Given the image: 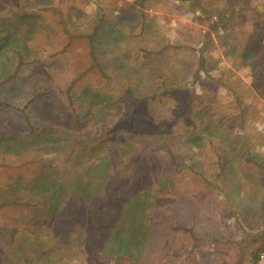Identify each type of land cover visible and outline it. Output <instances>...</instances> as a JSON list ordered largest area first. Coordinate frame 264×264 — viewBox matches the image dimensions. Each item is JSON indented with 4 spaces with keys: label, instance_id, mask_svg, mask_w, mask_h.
Returning a JSON list of instances; mask_svg holds the SVG:
<instances>
[{
    "label": "rangeland",
    "instance_id": "rangeland-1",
    "mask_svg": "<svg viewBox=\"0 0 264 264\" xmlns=\"http://www.w3.org/2000/svg\"><path fill=\"white\" fill-rule=\"evenodd\" d=\"M262 248L264 0H0V264Z\"/></svg>",
    "mask_w": 264,
    "mask_h": 264
},
{
    "label": "trees",
    "instance_id": "trees-1",
    "mask_svg": "<svg viewBox=\"0 0 264 264\" xmlns=\"http://www.w3.org/2000/svg\"><path fill=\"white\" fill-rule=\"evenodd\" d=\"M80 94H81V95H80L81 98L84 97V98L86 99V98H88L90 92H89V90H83ZM92 95H93V94H92ZM97 96H98L97 94L94 95V96L92 97V98H93L92 101H95V102H96V98H97ZM36 98H37V97L35 96V97L32 98L31 100L36 99ZM73 113H74L75 117H77L76 120H77V121H81L82 119H84L85 114L88 113V112L85 111V113H84V114H81V115H80V111H76V112L73 111ZM46 114H47V113H46ZM42 117H44V114L41 115V118H42ZM116 124H117V123H116ZM116 124H115V125H116ZM51 125H53V124H50L49 126H51ZM49 126H48V130L50 129ZM46 133H48V132H45L44 134H43V133H42V134H37V135H38V136H43V135H45ZM46 135H47V134H46ZM34 138L37 139L36 136H35ZM143 193H145V192H143ZM84 198H85L86 200H88L86 194H84ZM82 199H83V198H82ZM96 235L98 236V234H96ZM253 255H254V256H253V258H254V263H253V264H258V262H257V259H258V253H257V252H254Z\"/></svg>",
    "mask_w": 264,
    "mask_h": 264
},
{
    "label": "built area",
    "instance_id": "built-area-1",
    "mask_svg": "<svg viewBox=\"0 0 264 264\" xmlns=\"http://www.w3.org/2000/svg\"><path fill=\"white\" fill-rule=\"evenodd\" d=\"M258 263L259 264H264V248H262V250L259 252Z\"/></svg>",
    "mask_w": 264,
    "mask_h": 264
}]
</instances>
